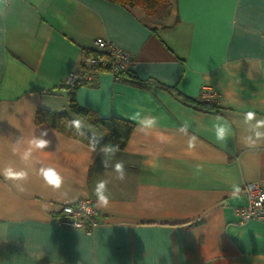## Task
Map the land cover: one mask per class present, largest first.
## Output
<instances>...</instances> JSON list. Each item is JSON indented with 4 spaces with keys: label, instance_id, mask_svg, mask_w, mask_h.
Segmentation results:
<instances>
[{
    "label": "crops",
    "instance_id": "1",
    "mask_svg": "<svg viewBox=\"0 0 264 264\" xmlns=\"http://www.w3.org/2000/svg\"><path fill=\"white\" fill-rule=\"evenodd\" d=\"M97 37L130 54L136 77L103 69L74 89L81 106L134 123L114 152L36 120L39 108L68 110L64 80ZM204 87L218 95V109L186 100L201 98ZM137 109L155 126L132 119ZM218 119L233 133L222 143L205 130ZM257 121L264 0H169L167 15L152 20L107 0H0V169L27 172L23 181L0 173V264L29 249L42 253L31 264H264V221L240 223L234 210L247 202L246 183L264 187ZM33 137L49 143L24 161ZM42 167L60 173L59 188L44 181ZM100 180L111 193L106 206L94 191ZM83 197L99 214L91 234L58 220L62 206Z\"/></svg>",
    "mask_w": 264,
    "mask_h": 264
},
{
    "label": "built area",
    "instance_id": "2",
    "mask_svg": "<svg viewBox=\"0 0 264 264\" xmlns=\"http://www.w3.org/2000/svg\"><path fill=\"white\" fill-rule=\"evenodd\" d=\"M93 46L96 54L83 56L80 69L68 74L64 80V86L91 82L103 69L118 78L130 67V54L113 42L97 37L93 41ZM203 91L202 96L205 99L217 100L218 95L208 87H204ZM245 195L246 204L234 209L238 221L240 223L251 220L264 221V187L257 182H248L245 184ZM58 220L69 229L82 230L86 234H91L98 224L99 214L93 201L88 197H83L74 204L62 206Z\"/></svg>",
    "mask_w": 264,
    "mask_h": 264
},
{
    "label": "trees",
    "instance_id": "3",
    "mask_svg": "<svg viewBox=\"0 0 264 264\" xmlns=\"http://www.w3.org/2000/svg\"><path fill=\"white\" fill-rule=\"evenodd\" d=\"M118 4H127L131 7L143 6L148 10L153 11L159 17H164L168 13L169 0H107ZM145 5V6H144ZM96 51L87 49L83 56L95 55ZM129 70V69H128ZM125 71L118 78L127 75V80H135L133 75H129V71ZM76 83L72 86H65L68 92V110L67 111H50L39 108L36 114L37 122L50 124L62 133L79 139L83 143L94 147L95 149H104L107 145H113L115 149H121L124 143L128 140L134 129V123L115 116H99L92 109L81 106L75 98L74 89ZM204 92V91H203ZM203 94V93H202ZM201 94V95H202ZM186 100L198 110L218 109L217 103L214 100L195 98L185 96ZM82 119L95 130L91 132L83 129L80 124L77 126L74 121ZM97 131V133H96Z\"/></svg>",
    "mask_w": 264,
    "mask_h": 264
},
{
    "label": "clouds",
    "instance_id": "4",
    "mask_svg": "<svg viewBox=\"0 0 264 264\" xmlns=\"http://www.w3.org/2000/svg\"><path fill=\"white\" fill-rule=\"evenodd\" d=\"M141 111L142 109H137L135 110L134 114L132 115V119L138 120L139 123L143 126L145 129H150L155 126L156 120L155 118L152 117H143L141 118ZM253 113L249 112L247 113L246 119L247 120H252L253 119ZM74 123L78 126L79 121H74ZM260 125H264V121H257V127ZM189 127V123L187 121L184 122L183 126L181 127L182 131H186L187 128ZM206 131L208 132H213L215 139L218 142H224L227 137L231 136L232 129L227 125L225 122H221L219 119L211 125L210 128L206 126L205 128ZM45 133H42V136L45 135ZM257 135L259 136L260 133L258 132ZM49 141L43 138H37L33 137L28 141V144L30 145L29 148L25 149L22 154H21V159L24 161H28L31 156L32 152L34 149H43L48 145ZM105 152H114L115 147L113 145H107L103 149ZM152 166L155 168L157 167L155 161L150 162ZM115 171L119 174V179L123 180L124 179V165L122 163H116L115 166ZM0 173L3 174V176L9 180L12 181H23L27 178V172L23 169H16L12 166H7L4 167L3 169H0ZM40 174L42 175L44 181L52 186L59 188L60 185L62 184V176L60 173L53 167H42L40 169ZM17 187H21V185L17 184ZM22 190V188H21ZM237 191L238 186H237ZM95 195L97 197V202L101 206H106L109 202L110 199V191L107 187V181L105 180H100L96 183L95 186ZM42 253L39 251V249H29L28 255L26 257H12V264H31L32 261L38 260Z\"/></svg>",
    "mask_w": 264,
    "mask_h": 264
},
{
    "label": "rangeland",
    "instance_id": "5",
    "mask_svg": "<svg viewBox=\"0 0 264 264\" xmlns=\"http://www.w3.org/2000/svg\"><path fill=\"white\" fill-rule=\"evenodd\" d=\"M138 8L143 9L145 16L148 19H150V20L155 19V17L158 15V14L156 15L155 13H152L153 11L148 10L147 8H144L143 6L142 7L141 6H138ZM79 124H80V126L83 129L88 130V131H91V132H94L93 129H92V127L86 121H83V120L82 121H79Z\"/></svg>",
    "mask_w": 264,
    "mask_h": 264
}]
</instances>
